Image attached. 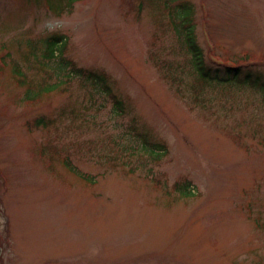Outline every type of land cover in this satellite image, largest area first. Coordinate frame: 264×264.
Listing matches in <instances>:
<instances>
[{"label":"rangeland","instance_id":"1","mask_svg":"<svg viewBox=\"0 0 264 264\" xmlns=\"http://www.w3.org/2000/svg\"><path fill=\"white\" fill-rule=\"evenodd\" d=\"M183 1L202 48L264 62V0ZM64 3L0 0V264H264V207L260 227L245 211L264 199L262 92L226 85L196 101L185 67L167 76L180 2ZM54 33L66 58L107 75L122 116L76 81L27 100L14 64L34 86L50 79L33 53ZM37 117L47 126L29 130ZM132 130L167 153L132 154ZM184 179L192 196L172 190Z\"/></svg>","mask_w":264,"mask_h":264},{"label":"trees","instance_id":"2","mask_svg":"<svg viewBox=\"0 0 264 264\" xmlns=\"http://www.w3.org/2000/svg\"><path fill=\"white\" fill-rule=\"evenodd\" d=\"M79 1L83 0H67V3L58 7L71 9L73 3ZM175 1L180 2L178 5L179 7L186 8L177 13V16L184 22L182 31H180L179 39H181V41H176L178 49L175 47L171 48L173 51L170 54L174 58L164 59L158 66L168 70L167 76L170 79L176 76L179 69L185 67L187 71L183 76L190 79L188 86L194 94V99L196 101H200L199 96L207 89L240 84L249 85L253 89L261 91V100L264 103V73L258 69L264 62L261 64L248 63V61H252L231 53L228 54L231 57H225L216 53L215 46H213L212 50H210L208 46L202 48L195 35L192 4L188 1H185L187 3L184 4L182 3L184 2L183 0ZM62 10L64 9H61V11ZM43 39L44 41H41V43L44 45V49L40 51L39 56L33 53V57L37 58L35 62L37 68L41 70L45 69V74L51 76L50 79L43 80L40 84L34 86L32 78L29 77L26 72H23V74L18 64H14L16 68L15 75H24L14 77V79L18 85L24 89L23 95H25L28 101H34V99H30V95L38 91L42 82L44 84V89L36 94L38 100L42 99V94H51L53 91L62 88L63 85L76 81L83 87L91 89L93 93L110 99L113 103L114 113L118 116H122L124 112V103L113 95L108 77L104 72L79 67L73 61L67 59L64 55L67 42L62 34L54 33L48 37L45 36ZM217 47L220 49L219 46ZM245 55L246 57L249 56L247 53H244V56ZM38 58L40 60H38ZM52 77H55V81H53ZM183 78L181 79L182 82ZM26 126L29 130L32 128H44L47 126V122L43 117H37L33 122H27ZM129 135L135 136L133 138H136L140 142L139 150L134 149L130 145V149L133 150L131 153L146 155L150 163L159 162L161 157L167 153L163 144L153 142L152 139L145 134L137 133L135 130H132L126 136ZM64 165L69 171L75 173L77 176L80 175L68 162H65ZM148 173L150 174V179L154 181V183L162 188L164 187V183L156 177V174H152V168L149 169ZM87 180L88 179H85V181ZM189 184L190 181L184 179L174 183L172 185V190L180 197L192 196ZM263 201L264 199H253L247 200L246 202L245 211L253 220V223L256 221L259 213L260 215L263 213ZM255 224L257 227H260L258 221H256Z\"/></svg>","mask_w":264,"mask_h":264}]
</instances>
